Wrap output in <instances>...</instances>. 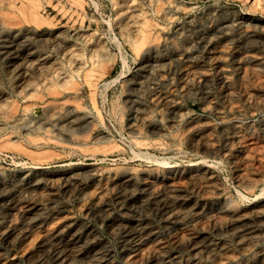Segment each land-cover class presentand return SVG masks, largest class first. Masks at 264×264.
I'll list each match as a JSON object with an SVG mask.
<instances>
[{
	"label": "rangeland",
	"instance_id": "1",
	"mask_svg": "<svg viewBox=\"0 0 264 264\" xmlns=\"http://www.w3.org/2000/svg\"><path fill=\"white\" fill-rule=\"evenodd\" d=\"M150 1L0 0V264H264V0Z\"/></svg>",
	"mask_w": 264,
	"mask_h": 264
},
{
	"label": "bare ground",
	"instance_id": "2",
	"mask_svg": "<svg viewBox=\"0 0 264 264\" xmlns=\"http://www.w3.org/2000/svg\"><path fill=\"white\" fill-rule=\"evenodd\" d=\"M151 1H152V0H151ZM151 1H150V2H151ZM9 6L11 7L12 4H10ZM9 6H8V7H9ZM11 8H12V7H11ZM177 8H178V7H177ZM14 9L16 10V8H14ZM178 9H179V8H178ZM178 9H177V10H178ZM9 10H10V8H9ZM12 10H13V9H12ZM177 10H176V11H177ZM5 11H6V10H5ZM165 11H167V10H165ZM6 12H7V11H6ZM10 13H11V12H9L8 15H10ZM12 13H13V11H12ZM6 15H7V14H6ZM136 15H137V14H136ZM136 15L133 16V17L135 18ZM13 16H14V15H13ZM15 16H16V15H15ZM137 16H138V15H137ZM3 17H4V16H3ZM24 17H25V16H24ZM24 17H23V18H24ZM133 17H132V18H133ZM193 17H194V16H193ZM193 17H192V18H193ZM249 17H250V16H249ZM134 18L131 19V20L134 21ZM168 18H169V17H168ZM192 18H191V20H192ZM250 18H251V17H250ZM3 19H4V18H3ZM9 19H10V18H9ZM11 19H12V18H11ZM136 19H137V18H136ZM193 20H194V19H193ZM193 20H192V21H193ZM128 21H130V20H128ZM194 21H195V20H194ZM230 21H231V20H230ZM190 22H191V21H190ZM250 22H251V19H246V17H245V18L242 17V19L235 20L233 24H234L235 26H238V27H245V26H247ZM8 23H10V21H9ZM8 23H7V24H8ZM128 23H130V22H128ZM131 23H132V21H131ZM188 23H189V22H188ZM188 23H187V24H188ZM227 23H228V22H227ZM10 24H11V23H10ZM12 24H13V23H12ZM187 24H186V25H187ZM222 24H223V23H222ZM17 25H18V24H17ZM37 25H40V24L37 23ZM188 25H189V24H188ZM188 25H187V26H188ZM20 26H21V25H20ZM35 26H36V24H35ZM132 26H133V23H132V25H131L130 27H132ZM190 26H191V25H190ZM220 26H221V25H220ZM222 26H223V25H222ZM222 26H221V27H222ZM224 26H225V24H224ZM7 27H8V26H7ZM13 27H14V25H13ZM127 27H128V26H127ZM181 27H182V26H181ZM188 27H189V26H188ZM226 27H227V26H226ZM249 27H250V26H249ZM255 27H256V26H255ZM255 27H254V28H255ZM128 28H129V27H128ZM133 28H134V27H133ZM213 28H214V27H212V29H213ZM222 28H223V27H222ZM235 28H236V27H234V29H235ZM6 29H7V28H6ZM130 29H131V28H130ZM135 29H137V28H135ZM135 29H133V30L135 31ZM212 29H211V30H212ZM226 29H227V28H226ZM246 29H247V28H245V30H246ZM251 29H252V28H251ZM7 30H8V29H7ZM9 30H10V27H9ZM13 30H14V29L12 28V31H13ZM15 30H16V29H15ZM17 30H19V29H17ZM20 30H21V29H20ZM38 30H39V28H38ZM79 30H80V29H79ZM137 30H138V29H137ZM221 30H222V29H221ZM243 30H244V29H243ZM247 30H248V29H247ZM80 31H81V30H80ZM80 31H79V32H80ZM131 31H132V29H131ZM134 31H133V32H134ZM182 31H183V30H182ZM239 31H240V30H239ZM13 32H15V31H13ZM21 32H23V31H21ZM73 32H74V31H72V33H73ZM76 32H77V31H76ZM81 32H82V31H81ZM135 32H137V31H135ZM208 32H209V31H208ZM214 32H215V31H214ZM214 32H213V33H214ZM216 32H217V31H216ZM218 32H219V31H218ZM224 32H225V31H224ZM224 32H223V33H224ZM240 32H241V31H240ZM244 32H245V31H244ZM19 33H20V32H19ZM137 33H138V32H137ZM176 33H177V32H176ZM209 33H210V32H209ZM230 33H231V32H230ZM237 33H238V32H237ZM237 33H235V34H237ZM242 33H243V32H242ZM245 33H246V32H245ZM250 33H252V32H250ZM180 34H181V33H180ZM216 34H218V33H216ZM224 34H225V33H224ZM224 34H223V35H224ZM77 35H79V34H77ZM126 35H128V33H127ZM141 35H142V34H141ZM210 35H211V34H210ZM210 35H209V36H210ZM219 35H220V34H219ZM226 35H227V34H226ZM229 35H230V34H229ZM238 35H239V34H238ZM244 35H245V34H244ZM5 36H6V35H5ZM79 36H80V35H79ZM203 36H204V35H203ZM221 36H222V35H221ZM221 36H220V37H221ZM234 36H235V35H234ZM2 37H3V36H2ZM2 37H1V38H2ZM7 37H8V36H7ZM126 37H128V36H126ZM204 37H205V36H204ZM226 37H227V36H226ZM232 37H233V36H232ZM238 37L240 38V36H238ZM8 38H9V37H8ZM13 38H15V37H13ZM128 38H129V37H128ZM128 38H127V39H128ZM228 38H229V37H228ZM239 38H238V39H239ZM242 38H243V37H242ZM253 38H254V37H253ZM10 39L12 40V38H10ZM203 39H204V38H203ZM215 39H216V38H215ZM222 39H223V38H222ZM224 39H225V37H224ZM226 39H227V38H226ZM240 39H241V38H240ZM2 40H3V39H2ZM2 40H0V41H2ZM6 40H7V39H6ZM11 40H10V41H11ZM196 40H198V38H196ZM217 40H218V38H217ZM243 40H244V39H243ZM4 41H5V40H4ZM71 41H72V40H71ZM71 41H70V42H71ZM129 41H130V40H129ZM212 41H213V40H212ZM214 41H215V40H214ZM250 41H251V40H250ZM8 42H9V41H8ZM12 42H13V41H12ZM24 42H25V41H24ZM76 42H77V41H76ZM198 42H199V41H197L196 43H198ZM206 42H207V41H206ZM219 42H220V40H219ZM219 42L217 41V43H219ZM5 43H6V42H5ZM73 43H74V42H73ZM73 43H72V44H73ZM207 43H208V42H207ZM7 44H8V43H7ZM72 44H71V45H72ZM13 45H14V44H13ZM66 45H67V44H66ZM71 45H70V46H71ZM73 45H74V44H73ZM75 45H76V44H75ZM207 45H208V44H207ZM207 45H205V47H206ZM213 45H215V44H213ZM213 45H212V46H213ZM252 45H253V44H252ZM1 46H2V45H1ZM3 46H4V45H3ZM202 46H203V45H202ZM202 46H201V47H202ZM215 46H216V45H215ZM248 46H249V45H248ZM68 47H69V46H68ZM68 47H67V48H68ZM77 47H78V46H77ZM209 47H210V46H209ZM250 47H251V46H250ZM250 47H249V48H250ZM73 48H76V47H73ZM185 48H186V47H185ZM191 48H193V47H191ZM214 48H216V47H214ZM246 48H247V46H246ZM1 49H2V48H1ZM15 49H16V48H15ZM60 49H61V48H60ZM62 49H63V48H62ZM68 49H69V48H68ZM198 49H199V48H198ZM200 49H201V48H200ZM204 49H206V48H204ZM216 49H217V48H216ZM220 49H221V48H220ZM220 49H219V50H220ZM11 50H12V49H11ZM48 50H49V49H48ZM73 50H74V49H73ZM101 50H102V49H101ZM103 50H104V49H103ZM206 50H207V49H206ZM206 50H205V51H206ZM208 50H209V49H208ZM242 50H245V48L242 49ZM246 50H247V49H246ZM251 50H252V49H251ZM251 50H250V51H251ZM33 51H34V50H33ZM63 51H64V50H63ZM66 51H71V50H66ZM66 51H65V53H67ZM75 51H76V50H75ZM180 51L182 52V50H180ZM183 51H184V50H183ZM186 51H187V50H186ZM211 51H212V49H211ZM221 51H222V50H221ZM61 52H62V51H61ZM61 52H60V53H61ZM136 52H137V51H136ZM184 52H185V51H184ZM187 52H189V51H187ZM194 52H195V51H194ZM208 52H209V51H208ZM218 52H219V51H218ZM240 52H242V51H240ZM2 53H3V52H2ZM4 53H5V52H4ZM13 53H14V51H13ZM26 53H27V52H26ZM30 53H31V52H30ZM58 53H59V52H58ZM62 53H63V52H62ZM70 53H71V52H70ZM190 53H191V52H190ZM190 53H189V54H190ZM192 53H193V52H192ZM196 53H197V52H196ZM212 53H213V52H212ZM250 53H251V52H250ZM253 53H254V52H252L251 55L248 56L249 58H247V57H246V58L249 59V60H256V58L254 57V55H252ZM6 54H7V53H6ZM16 54H17V53H15L14 55H16ZM34 54H35V53H34ZM43 54H44V53H43ZM43 54H42V55H43ZM49 54H50V53H49ZM49 54H48V52H47L46 55H49ZM67 54L69 55V53H67ZM74 54H75V53H74ZM185 54H187V53L185 52ZM198 54H200V53H198ZM248 54H249V53H248ZM254 54H255V53H254ZM258 54H259V53H258ZM0 55H1V54H0ZM2 55H3V54H2ZM2 55H1V56H2ZM9 55H10V54H9ZM14 55H13V56H14ZM26 55H27V54H26ZM28 55H29V54H28ZM37 55H38V54H37ZM63 55H64V54H63ZM70 55H71V54H70ZM191 55H192V54H191ZM193 55H194V54H193ZM193 55H192V56H193ZM210 55H211V54H210ZM244 55H245V54H244ZM11 56H12V55H11ZM16 56H17V55H16ZM33 56H34V55H33ZM35 56H36V55H35ZM38 56H39V55H38ZM43 56H44V55H43ZM53 56H54V55H53ZM71 56H72V55H71ZM71 56H70V57H71ZM75 56H76V55H75ZM182 56H183V55H182ZM182 56H181V57H182ZM184 56H185V55H184ZM184 56H183V57H184ZM213 56H215V55H213ZM255 56H257V54H256ZM258 56H259V55H258ZM4 57H5V55H4ZM28 57H29V56H28ZM28 57H26V58H28ZM41 57H42V56H41ZM70 57H69V58H70ZM201 57H202V56H201ZM244 57H245V56H244ZM6 58H7V56H6ZM13 58H14V57H13ZM19 58H20V57H19ZM23 58H24V57H23ZM42 58H43V57H42ZM46 58H47V57H46ZM50 58H51V56H50ZM69 58H68V59H69ZM72 58H73V57H72ZM76 58H77V56L75 57V59H76ZM80 58H81V57H80ZM80 58H78V59L80 60ZM89 58H90V57H89ZM191 58H192V57H191ZM191 58H190V59H191ZM211 58H212V57H211ZM263 58H264V57H263ZM24 59H25V58H24ZM28 59H30V58H28ZM31 59H32V58H31ZM34 59H35V58H34ZM57 59H58V58H57ZM184 59H186V58H184ZM213 59H214V58H213ZM241 59H244V58H241ZM15 60H16V59H15ZM22 60H23V59H22ZM37 60H38V57H37ZM42 60H43V59H42ZM51 60H55V59H51ZM70 60H72V59H70ZM85 60H86V59H85ZM85 60H84V61H85ZM188 60H189V59H188ZM197 60H198V59H197ZM206 60H207V59H206ZM24 61H25V60H24ZM30 61H31V60H30ZM40 61H41V60H40ZM43 61H44V60H43ZM43 61H42V62H43ZM55 61H56V60H55ZM68 61H69V60H68ZM87 61H88V60H87ZM89 61H90V60H89ZM180 61H181V60H180ZM183 61L185 62V60H183ZM190 61H191V60H190ZM203 61H204V60H203ZM215 61H216V59H215ZM243 61H244V60H242V62H243ZM10 62H11V61H10ZM10 62H9V63H10ZM18 62H19V61H18ZM18 62H17V63H18ZM31 62L34 63V61H31ZM37 62H38V61H37ZM50 62H51V61H50ZM50 62H49V63H50ZM52 62H53V61H52ZM52 62H51V63H52ZM58 62H59V61H58ZM74 62H75V61H74ZM76 62H77V61H76ZM90 62H91V61H90ZM186 62H187V60H186ZM186 62H185V63H186ZM195 62H196V61H195ZM198 62H199V60H198ZM198 62H197V63H198ZM201 62H202V61H201ZM256 62H257V61H256ZM260 62H261V59H260ZM260 62H259V63H260ZM262 62H263V61H262ZM9 63H8L7 65H9ZM26 63H27V61H26ZM44 63H45V62H44ZM49 63H48V64H49ZM78 63H79V62H78ZM81 63H82V62H81ZM182 63H183V62H182ZM214 63H215V62H214ZM217 63H218V62H217ZM240 63H241V62H240ZM244 63H245V61H244ZM254 63H255V62H254ZM263 63H264V62H263ZM1 64H2V63H1ZM14 64H15V63H14ZM20 64L22 65L23 63H20ZM30 64H31V63H30ZM36 64H37V63H36ZM36 64H34V65H36ZM41 64H43V63L40 62V65H41ZM58 64H59V63H58ZM60 64H61V63H60ZM60 64H59V65H60ZM70 64H71V62H70ZM74 64H75V63H74ZM91 64H92V63H91ZM145 64H147V63H145ZM145 64H144V65H145ZM192 64H193V63H192ZM203 64H205V63H203ZM215 64H216V63H215ZM238 64H239V63H238ZM238 64H237V65H238ZM257 64H258V63H257ZM5 65H6V64H5ZM34 65H33V66H34ZM50 65H52V64H50ZM59 65H57V66L59 67ZM68 65H69V64H68ZM81 65H82V64H81ZM81 65H79V66H81ZM149 65H150V64H149ZM190 65H191V64H188V65L186 66V68H185L186 75L188 74V75L190 76V79H191V80H194V79L197 78V77L199 78L201 74L199 75V72H197V71L194 69V68H196L197 66L194 65L195 67L193 68V67L190 66ZM260 65H261V64H260ZM262 65H263V64H262ZM2 66H3V65H2ZM26 66H27V65H26ZM33 66H31V67H33ZM41 66H43V65H41ZM41 66H40V67H41ZM57 66H55V68H56ZM71 66H72V65H71ZM75 66H76V65H75ZM82 66H83V65H82ZM82 66H81V68H82ZM85 66H86V65H85ZM141 66H142V65H141ZM147 66H148V65H147ZM147 66H146V67H147ZM155 66H156V64H155ZM162 66H163V65H162ZM239 66H240V64H239ZM246 66H247V65H245V67H246ZM257 66H259V65H257ZM11 67H12V66H11ZM18 67H20V66H18ZM87 67H88V64H87ZM151 67H152V66H151ZM214 67H216V66H214ZM242 67H243V66H242ZM247 67H248V66H247ZM259 67H260V66H259ZM6 68H7V67H6ZM6 68H5V69H6ZM22 68H23V70H25V69H24L25 67H22ZM51 68H52V67H51ZM59 68H60V67H59ZM59 68H56V69L58 70ZM67 68H68V67H67ZM73 68H74V67H73ZM152 68H153V67H152ZM156 68H157V67H156ZM164 68H165V67H164ZM199 68H201V67H199ZM206 68H207V66H206ZM240 68H241V67H240ZM249 68H250V67H249ZM249 68H248V69H249ZM262 68H263V67H262ZM3 69H4V67H3ZM17 69H18V68H17ZM27 69H29V68H27ZM30 69H31V68H30ZM35 69H37V67H36ZM42 69H43V68H42ZM42 69H40V70L42 71ZM53 69H54V68H53ZM56 69H55V70H56ZM61 69H63L62 66H61ZM71 69H72V68H71ZM75 69H76V68H75ZM143 69H144V68H143ZM197 69H198V68H197ZM207 69H208V68H207ZM222 69H223V67H222ZM222 69H221V70H222ZM225 69H226V68H225ZM7 70H8V69H7ZM38 70H39V68H38ZM48 70H49V69H48ZM50 70H51V69H50ZM59 70H60V69H59ZM66 70H67V69H66ZM68 70H69V69H68ZM78 70H79V69H78ZM138 70H139V69H138ZM161 70H162V69H161ZM161 70H160V71H161ZM237 70H238V69H237ZM240 70H241V69H240ZM245 70H246V68H245ZM254 70H255V68H254ZM262 70H263V69H262ZM16 71H17V70H15V74H16ZM25 71H26V70H25ZM27 71H28V70H27ZM27 71H26V72H27ZM30 71H31V70H30ZM52 71H53V70H52ZM52 71H50V72H52ZM63 71H64V70H63ZM72 71H73V70H72ZM74 71H75V70H74ZM85 71H86V70H85ZM85 71H83V73H84ZM87 71H88V70H87ZM145 71H146V70H145ZM163 71H164V70H163ZM180 71H181V70H180ZM203 71H204V70H203ZM256 71H257V70H256ZM258 71H259V70H258ZM5 72H6V71H5ZM28 72H29V71H28ZM50 72H49V73H50ZM54 72H55V71H54ZM58 72L60 73V71H58ZM76 72H77V71H76ZM141 72H142V71H141ZM223 72H224V71H223ZM227 72H228V71H227ZM240 72H241V71H240ZM37 73H38V72H37ZM44 73H45V72H44ZM44 73H43V74H44ZM61 73H62V72H61ZM67 73H68V72H67ZM221 73H222V72H221ZM234 73H235V72H234ZM241 73H244V72H241ZM241 73H240V74H241ZM245 73H246V72H245ZM248 73H249V72H248ZM251 73H252V72H251ZM251 73H250V74H251ZM256 73H257V72H256ZM256 73H255V74H256ZM263 73H264V72H263ZM11 74H12V73H11ZM24 74H25V73H24ZM31 74H34V73H31ZM38 74H39V73H38ZM68 74H70V72H69ZM71 74H72V73H71ZM74 74H75V73H74ZM78 74H79V73H78ZM85 74H86V73H85ZM85 74H84L83 76H86ZM232 74H233V72H232ZM237 74H238V73H237ZM240 74H238V75H240ZM258 74H259V73H257L256 75H258ZM20 75H21V73H20ZM25 75H26V74H25ZM25 75H24V77H25ZM45 75H46V74H45ZM47 75H49V74L47 73ZM50 75H51V74H50ZM53 75H54V74H53ZM184 75H185V73H184ZM206 75H207V74H206ZM218 75H219V74H218ZM238 75H237V76H238ZM246 75H247V74H246ZM246 75H245V76H246ZM253 75H254V74H253ZM262 75H263V74H262ZM22 76H23V75H22ZM30 76H32V77L34 78V75H30ZM36 76H38V75H36ZM36 76H35V77H36ZM58 76H59V75H58ZM58 76H57V77H58ZM63 76H65V75H62L61 77H63ZM164 76H165V75H164ZM164 76H163V77H164ZM203 76H204V75H203ZM234 76H235V75H234ZM258 76H260V74H259ZM258 76H256V77H258ZM9 77H10V76H9ZM12 77H13V76H12ZM20 77H21V76H20ZM26 77H27V76H26ZM43 77H44V76H43ZM45 77H46V76H45ZM66 77H67V76H66ZM70 77H71V75H70ZM165 77H166V76H165ZM216 77H217V76H216ZM221 77H222V76H221ZM227 77H228V76H226V75L224 76V78H227ZM242 77H243V76H242ZM246 77H247V76H246ZM249 77H251V76H249ZM254 77H255V76H254ZM40 78H41V77H40ZM40 78H39V79H40ZM63 78H64V77H63ZM72 78H73V77H72ZM85 78H86V77H85ZM158 78H159V77H158ZM185 78H186V77H185ZM185 78H183V79H185ZM219 78H220V77H219ZM219 78H218V80H219ZM228 78H229V77H228ZM231 78H232V77H231ZM234 78H235V77H234ZM237 78H238V77H237ZM258 78H259V77H258ZM260 78H261V77H260ZM22 79H23V78H22ZM22 79H21V80H22ZM26 79H28V78H26ZM43 79H44V78H43ZM51 79H52V78H51ZM77 79H78V78H77ZM77 79H76V80H77ZM80 79H81V78H80ZM187 79H188V78H187ZM200 79H201V78H200ZM229 79H230V78H229ZM232 79H233V78H232ZM0 80H1V79H0ZM23 80H24V79H23ZM44 80H45V79H44ZM44 80H43V81H44ZM48 80H49V79H48V77H47V81H48ZM74 80H75V79H74ZM87 80H88V79H87ZM93 80H95V79H93ZM160 80H161V79H160ZM164 80H165V79H164ZM164 80L162 79V81H164ZM216 80H217V78H216ZM224 80H225V79H224ZM25 81H26V80H25ZM30 81H31V78H30ZM89 81H91V80H89ZM89 81H88V83H89ZM186 81H187V80H186ZM188 81H189V80H188ZM197 81H198V80H197ZM227 81H228V80H227ZM227 81H226V82H227ZM230 81H231V79H230ZM16 82H17V81H16ZM23 82H24V81H23ZM35 82H36V81H35ZM84 82H85V81H84ZM165 82H166V81H165ZM170 82H171V81H170ZM177 82H178V81H177ZM224 82H225V81H224ZM0 83H1V82H0ZM32 83L34 84V82H32ZM41 83H42V82H41ZM43 83H44V82H43ZM174 83H176V82L174 81ZM182 83H184V82H182ZM241 83H242V82H241ZM35 84H36V83H35ZM192 84H193V83H192ZM217 84H219V82H218ZM220 84H221V83H220ZM228 84H229V83H228ZM23 85H24V84H23ZM31 85H32V84H31ZM42 85H43V84H42ZM156 85H157V84H156ZM159 85H160V84H159ZM172 85H173V84H172ZM183 85H185V84H183ZM190 85H191V84H190ZM238 85H239V83H238ZM21 86H22V85H21ZM29 86H30V83H29ZM33 86H34V85H33ZM54 86H55V85H54ZM167 86H168V85H167ZM169 86H170V84H169ZM173 86H174V85H173ZM175 86H176V85H175ZM225 86H226V85H225ZM230 86H231V85H230ZM45 87H46V86H45ZM63 87H64V86H63ZM90 87H91V86H90ZM92 87H94V86H92ZM161 87H162V86H161ZM161 87H160V88H161ZM170 87H171V86H170ZM223 87H224V85H223ZM223 87H222V89H223ZM21 88H23V86H22ZM58 88L60 89V88H62V86H60V87H58ZM58 88H56V89H58ZM88 88H89V86H88ZM154 88H155V87H154ZM162 88H163V87H162ZM173 88H174V87H173ZM182 88H184V87L182 86ZM188 88H189V87H188ZM188 88H187V89H188ZM227 88H228V86H227ZM230 88H231V87H229V89H230ZM232 88H234V87H232ZM24 89H25V88H24ZM27 89H29V88H28V85H27ZM27 89H26V90H27ZM44 89H45V88H44ZM46 89H47V87H46ZM59 89H58V90H59ZM68 89H69V88H68ZM71 89H72V88H71ZM93 89H95V88H93ZM93 89H92V90H93ZM174 89L176 90V88H174ZM184 89H186V87H185ZM29 90H30V89H29ZM58 90H57V91H58ZM60 90H61V89H60ZM63 90H64V89H63ZM63 90H62V91H63ZM74 90H75V89H74ZM74 90H73V91H74ZM152 90H154V89H152ZM156 90H157V88H156ZM168 90H169V89H168ZM177 90H178V89H177ZM233 90H235V89H233ZM154 91H155V90H154ZM164 91H165V90H164ZM228 91H229V90H228ZM23 92H24V91H23ZM27 92H28V91H27ZM58 92H59V91H58ZM58 92H57V93H58ZM63 92H64V91H63ZM63 92H62V94H63ZM67 92H68V90H67ZM89 92H91V91H89ZM159 92H160V91H158V93H159ZM175 92H176V91H175ZM225 92H226V91H225ZM232 92H233V91H232ZM59 93H60V92H59ZM64 93H65V92H64ZM158 93H154V94L152 93V94H153V95H152V101L156 102V101H158V100L160 99V97L163 96V95L161 96V95L158 94ZM162 93H163V92H162ZM167 93H168V92H167ZM167 93H166V94H167ZM170 93H171V92H170ZM178 93H179V92H178ZM228 93H229V92H228ZM49 94H50V93H49ZM73 94H74V93H73ZM75 94H76V93H75ZM75 94H74V95H75ZM90 94H91V93H90ZM175 94H176V93H175ZM9 95H10V94H9ZM50 95H51V94H50ZM63 95H64V94H63ZM69 95H70V94H69ZM69 95H68V96H69ZM178 95H179V94H178ZM178 95H176V96H178ZM232 95H233V94H232ZM232 95L230 96L231 98H232ZM234 95H235V93H234ZM5 96H6V95H5ZM23 96H24V95H23ZM48 96H49V95H48ZM65 96H66V94H65ZM150 96H151V95H150ZM208 96H210V95H207V97H208ZM8 97H9V96H8ZM10 97H11V96H10ZM19 97H20V96H19ZM24 97H25V96H24ZM28 97H29V96H28ZM57 97H58V96H57ZM62 97H63V96H62ZM90 97H92V96L90 95ZM93 97H94V96H93ZM163 97H164V96H163ZM165 97H166V96H165ZM5 98H6V97H5ZM228 98H229V97H228ZM228 98H227V100H228ZM231 98H230V101H231V100H234V99H231ZM250 98H251V97H250ZM10 99H11V98H10ZM22 99H23V98H22ZM149 99H151V98H149ZM163 99L165 100V98H163ZM170 99H171V98H170ZM177 99H178V98H177ZM257 99H258V98H257ZM7 100H9V99H7ZM178 100H179V99H178ZM178 100H177V101H178ZM262 100H263V99H262ZM11 101H12V99H11ZM67 101H68V100H67ZM90 101H91V98H90ZM162 101H163V100H162ZM173 101H174V100H173ZM180 101H181V100H180ZM258 101H260V100H258ZM61 102H62V101H60V103H61ZM65 102H66V101L64 100V104H66ZM94 102H95V100H94ZM149 102H150V101H149ZM167 102H168V101H167ZM178 102H179V101H178ZM232 102H233V101H231V103H232ZM8 103H9V102H8ZM12 103H13V102H12ZM71 103H73V101H72ZM71 103H70V105H71ZM90 103H93V102H90ZM156 103H157V102H156ZM231 103H230V105H231ZM250 103H251V102H250ZM64 104H62V105H60V104L58 105V103H57V105H56V104H53V106H54V105L57 106V107L55 108V110H53V112H52V114H51V116H52L53 118H55L56 115L59 114L60 109H63L62 106H63ZM162 104H163V103H162ZM227 104H228V103H227ZM234 104H235V102H234ZM255 104H256V103H255ZM3 105H4V104H3ZM45 105H46V104H45ZM48 105H49V104H48ZM50 105H51V104H50ZM68 105H69V104H68ZM147 105H148V104H147ZM147 105H146V108H147ZM151 105H152V103H151ZM158 105H159V103H158ZM163 105H164V104H163ZM165 105H168V104H165ZM176 105H177V103H176ZM7 106H8V105H7ZM71 106H72V105H71ZM76 106H77V105H76ZM91 106L94 107V105H91ZM235 106H236V105H235ZM10 107H11V106H10ZM44 107H46V106H44ZM64 107H65V106H64ZM89 107H90V106H89ZM170 107H171V106H170ZM177 107H178V106H177ZM180 107H182V106H180ZM210 107H211V106H210ZM227 107H228V105H227ZM232 107H233V106H232ZM262 107H263V106H262ZM1 108H2V107H1ZM7 108H8V107H7ZM27 108H29V107H27ZM52 108H53V107H52ZM65 108H66V107H65ZM73 108H74V107H73ZM79 108H80V107H79ZM94 108H95V107H94ZM94 108H93V109H94ZM156 108H157V107H156ZM174 108H175V106H174ZM183 108H184V107H183ZM213 108H214V107H213ZM229 108H230V107H229ZM254 108H255V107H254ZM24 109H26V108H24ZM75 109H76V108H75ZM147 109H148V108H147ZM152 109H153V108H152ZM152 109H151V110H152ZM168 109H170V108H168ZM227 109H228V108H227ZM236 109H238V108H236ZM0 110H1V109H0ZM26 110H27V109H26ZM29 110H30V109H29ZM29 110H28V111H29ZM63 110H64V109H63ZM77 110H78V108H77ZM81 110H82V109H81ZM81 110H80V112H81ZM91 110H92V109H91ZM138 110H139V109H138ZM140 110H141V109H140ZM143 110H144V109H143ZM172 110H173V109H172ZM212 110H213V109H212ZM228 110H229V109H228ZM6 111H7V110H6ZM28 111H27V112H28ZM61 111H62V110H61ZM61 111H60V112H61ZM88 111H89V110H88ZM206 111H207V110H206ZM230 111H231V110H230ZM23 112H24V111H23ZM96 112H97V111H96ZM134 112H135V110H134ZM139 112H140V111H139ZM143 112H144V111H143ZM143 112H141V114H142ZM173 112H174V111H173ZM225 112H226V111H225ZM237 112H238V111H237ZM251 112H252V110H251ZM98 113H99V112H98ZM136 113H137V112H136ZM148 113H149V112H148ZM155 113H156V112H155ZM169 113H170V112H169ZM171 113H172V112H171ZM171 113H170V114H171ZM185 113H186V112H185ZM220 113H221V112H220ZM234 113H235V112H234ZM5 114L7 115V113H5ZM83 114H84V113H83ZM88 114H89V113H88ZM139 114H140V113H139ZM174 114H175V113H174ZM214 114H215V113H214ZM224 114H225V113H224ZM20 115H21V114H20ZM47 115H48V114H47ZM62 115H63V114H62ZM135 115H136V114H135ZM135 115H134V117H135ZM143 115H144V113H143ZM176 115H177V114H176ZM194 115H195V114H194ZM194 115H193V117H194ZM229 115H230V114H229ZM3 116H4V115H3ZM8 116H9V115H8ZM8 116H6V117H8ZM25 116H26V115H25ZM49 116H50V115H49ZM65 116H66V115L64 114V117H65ZM92 116H93V115H92ZM95 116H96V115H95ZM97 116H98V115H97ZM155 116H156V115H155ZM155 116H154V117H155ZM159 116H160V115H159ZM165 116H166V115H165ZM168 116H169V115H168ZM196 116H197V115H196ZM196 116H195V117H196ZM220 116L222 117V115H220ZM224 116H225V115H224ZM4 117H5V116H4ZM20 117H21V116H20ZM42 117H43V116H42ZM58 117H59V116H58ZM87 117H88V115H87ZM134 117H133V118H134ZM163 117H164V116H163ZM171 117H172V116H171ZM195 117H194V119H195ZM221 117H220V119H221ZM227 117H228V116H227ZM8 118H9V117H8ZM24 118H25V117H24ZM24 118H23V119H24ZM28 118H29V117H28ZM43 118H44V117H43ZM75 118H76V117H75ZM91 118H92V117H91ZM94 118H95V117H94ZM138 118H140V117L138 116ZM158 118H159V117H158ZM189 118H190L189 114H180V122H181V123H182V122H185V121L188 120ZM231 118H232V117H231ZM1 119H2V118H1ZM9 119H10V118H9ZM25 119H26V118H25ZM36 119H37V118H36ZM38 119H39V118H38ZM38 119H37V120H38ZM71 119H72V118H71ZM71 119H70V120H71ZM98 119H100V118H98ZM140 119H141V118H140ZM155 119H156V118H155ZM164 119H165V118H164ZM232 119H233V118H232ZM234 119H235V117H234ZM236 119H238V118H236ZM40 120H41V118H40ZM43 120H45V118H44ZM50 120L52 121L53 119H50ZM57 120H58V119H57ZM62 120H63V119H62ZM64 120H65V119H64ZM66 120H67V119H66ZM90 120H91V119H90ZM169 120H170V119H169ZM169 120L166 119V120H164V123H163V125L166 126L167 128H168V124L171 123V122H169ZM174 120H175V119H174ZM227 120H228V119H227ZM238 120H239V119H238ZM2 121H3V120H2ZM2 121H1V123H2ZM28 121H29V120H28ZM28 121H27V122H28ZM46 121H47V120H46ZM48 121H49V120H48ZM153 121H154V120H153ZM159 121H160V119H159ZM196 121H197V119H196ZM235 121H236V120H235ZM6 122H7V121H6ZM22 122H24V121H22ZM42 122H43V121H41V123H42ZM49 122H50V121H49ZM67 122H69V120H68ZM91 122H92V121H91ZM149 122H150V121H149ZM194 122H195V121H194ZM194 122H193V123H194ZM232 122H233V121H232ZM237 122H238V121H237ZM1 123H0V124H1ZM16 123H17V122H16ZM16 123H15V124H16ZM28 123H29V122H28ZM28 123H27V124H28ZM33 123H34V122H33ZM52 123L55 124L56 122L53 121ZM52 123H51L50 125H53ZM61 123H62V121H61ZM75 123H76V122H75ZM131 123H132V122H131ZM137 123H138V122H137ZM140 123H141V122H140ZM143 123H144V122H143ZM146 123H147V122H146ZM172 123H173V122H172ZM172 123H171V125H172ZM189 123H191V122H189ZM189 123H188V124H189ZM200 123H201V122H200ZM228 123H229V122H228ZM233 123H234V122H233ZM4 124H5V123H4ZM18 124H19V123H18ZM59 124H60V123H59ZM157 124H158V123H157ZM191 124H192V123H191ZM197 124H199V123H197ZM204 124H205V123H204ZM219 124H220V123H219ZM221 124H222V123H221ZM231 124H232V123H231ZM239 124H240V123H239ZM9 125H11V124H9ZM24 125H26V124H24ZM43 125H44V124H43ZM138 125H139V124H138ZM138 125H137L136 123H133L130 127L134 130V129H137V128H138ZM194 125H195V123H194ZM208 125H209V124H208ZM211 125H212V124H211ZM20 126H21V125H20ZM30 126L33 127V125H30ZM44 126H45V125H44ZM176 126H177V125H176ZM179 126H180V125H179ZM200 126H201V125H200ZM200 126H199V127H200ZM213 126H214V124H213ZM231 126H232V125H231ZM27 127H28V126H27ZM36 127H37V126H36ZM54 127H55V126H54ZM183 127H184V126H183ZM189 127H191V126H189ZM201 127H202V126H201ZM235 127H236V125H235ZM28 128H30V127H28ZM37 128H38V127H37ZM131 128H130V129H131ZM160 128H161V127H160ZM192 128H193V127H192ZM170 129H171V128H170ZM170 129H169V130H170ZM41 130H42V129H41ZM133 130H132V131H133ZM138 130H139V129H138ZM196 130H197V129H196ZM43 131H45V133H46L47 136L49 135V134H48V133H49V129H48V128H44ZM200 131H201V130H200ZM135 132H136V131H135ZM159 132H161V131H159ZM164 132H165V131H164ZM170 132H171V131H170ZM174 132H175V131H174ZM181 132H182V131H181ZM184 132H185V131H184ZM192 132H193V131H192ZM27 133H28V132H27ZM165 133H166V132H165ZM178 133H180V132L178 131ZM178 133H177V134H178ZM52 134H53V133H52ZM36 135H38V134H36ZM175 135H176V134H175ZM178 135H179V134H178ZM180 135H182V134H180ZM194 135H195V134H194ZM171 136H172V135H171ZM42 137H44V136H42ZM45 137H46V136H45ZM49 139H50V138H49ZM59 140H60V139H59ZM145 140H146V139H145ZM145 140H144V141H145ZM55 141H56V140H55ZM57 141H58V140H57ZM135 141H136V140H135ZM137 141H138V140H137ZM144 141H143V142H144ZM139 142H140V141H139ZM83 143H85V142L83 141ZM135 143H136V142H134V144H135ZM147 143H148V142H147ZM147 143H146V144H147ZM80 144H81V143H80ZM141 144H142V143H140V145H141ZM146 144H145V145H146ZM145 145H143V146H145ZM147 145H148V144H147ZM78 146H79V144H78ZM138 146H139V145H138ZM141 146H142V145H141ZM149 146H150V145H149ZM76 147H77V146H76ZM141 149H142V148H141ZM93 154H94V153H93ZM91 156H92V155H91ZM94 157H95V155H94ZM186 166H187V165H186ZM165 167H166V166H165ZM189 168H190V167H189ZM206 168H207V167H206ZM172 169H173V168H172ZM177 169H178V168H177ZM105 170H106V169H105ZM167 170H168V169H167ZM174 170H175V169H174ZM200 170H201V169H200ZM203 170H204V169H203ZM96 171H97V170H96ZM164 172H165V171H164ZM168 172L171 173V170L168 171ZM99 173H100V172H99ZM198 173H199V172H198ZM202 173H203V172H202ZM208 173H209V172H208ZM93 174H94V173H93ZM100 174H101V173H100ZM104 174H105V173H104ZM110 175H111V174H110ZM196 175H197V174H196ZM210 175H211V174H210ZM91 176H92V175H91ZM93 176H94V175H93ZM204 176H205V173H204ZM204 176H203V177H204ZM206 176H207V175H206ZM99 177H100V176H99ZM103 178H104V177H103ZM162 178H163V177H162ZM167 178H168V177H167ZM210 178H212V177H210ZM171 179H172V178H171ZM213 179H214V177H213ZM166 180H167V179H166ZM206 180H207V179H206ZM206 180H205V181H206ZM209 180H210V179H209ZM146 181H147V180H146ZM86 184H87V183H86ZM89 187H90V186H89ZM77 201H78V200H77ZM81 201H82V200H81ZM184 201H185V200H184ZM183 203H184V202H183ZM184 204H185V203H184ZM187 204H188V203H187ZM28 205H29V204H28ZM28 205H26V206H28ZM179 205H180V204H179ZM189 205H190V204H189ZM29 206H30V205H29ZM162 206H163V205H162ZM195 206H196V205H195ZM197 206L199 207V205H197ZM197 206H196V207H197ZM31 207H32V206H31ZM164 207H165V205H164ZM180 207H181V205H180ZM25 208H27V207H25ZM175 209H176V208H175ZM181 209H182V208H181ZM30 210H31V209H30ZM167 210H168V209H167ZM191 210H192V209H191ZM35 211H36V210H35ZM194 211H195V210H193V212H194ZM198 211H199V209H198ZM32 212H33V211H32ZM32 212H31V213H32ZM183 213H184V212H183ZM187 213H188V212H187ZM167 214H168V213H167ZM29 215H30V214H29ZM35 215H36V214H35ZM182 215H183V214H182ZM31 216H32V215H31ZM180 216H181V215H180ZM28 218H30V217H28ZM33 218H34V217H33ZM35 218H37V217H35ZM172 218H174V217H172ZM172 218H171V219H172ZM35 220H36V219H35ZM40 220H41V219H40ZM29 221H30V220H29ZM173 221H174V220H173ZM164 222H165V221H164ZM28 223H29V222H28ZM34 224H35V223H34ZM234 225H235V224H234ZM234 225H233V226H234ZM0 226H1V225H0ZM2 226H3V225H2ZM259 228H260V227H259ZM236 229H237V226H236ZM240 229H242V228H240ZM257 229H258V228H257ZM9 230H10V229H9ZM9 230H8V231H9ZM11 230H12V229H11ZM11 230H10V231H11ZM145 230H146V229H145ZM242 230H243V229H242ZM244 230H245V229H244ZM3 231H4V230H3ZM12 231H13V230H12ZM254 231H255V230H254ZM254 231H246L245 234L247 235V237H244L243 239H246V240L249 239V240H251V239L255 238L257 235L255 236V234H254L255 232H254ZM11 233H12V232H11ZM143 233H144V232H143ZM154 233H155V231H154ZM236 233H237V232H236ZM238 233H239V232H238ZM132 234H133V233H132ZM8 235H9V234H8ZM238 235H239V234H238ZM258 235H259V234H258ZM6 236H7V235H6ZM10 236H11V235H10ZM77 237H78V236H77ZM136 237H137V236H135V239H136ZM142 237H143V236H142ZM235 237H236V236H235ZM240 237H241V236H240ZM61 238H62V236H61ZM74 238H75V237H74ZM123 238H124V237H123ZM123 238H122V239H123ZM133 238H134V237H133ZM190 238H191V237H190ZM193 238H194V237H193ZM195 238H196V237H195ZM195 238H194V239H195ZM218 238H219V237H218ZM258 238H260V237L258 236ZM219 239H221V238H219ZM237 239H238V238H237ZM66 240H68V239H66ZM66 240H64V241H66ZM249 240H248V241H249ZM253 240H254V239H253ZM75 241H76V240H75ZM95 241H96V240H95ZM220 241H221V240H220ZM234 241H235V240H234ZM243 241H244V240H243ZM58 242H59V240H58ZM68 242H69V241H68ZM70 242H72V241H70ZM121 242H122V241H121ZM204 242H205V241H204ZM89 243H90V242H89ZM209 243H210V242H209ZM253 243H254V242H253ZM59 244H60V242H59ZM64 244H65V243H64ZM75 244H76V243H75ZM224 244H225V243H224ZM238 244H239V243H238ZM256 244H257V243H256ZM68 245H69V244H68ZM68 245H66V246H68ZM78 245H79V244H78ZM240 245H241V243H240ZM248 245H250V244L247 243V246H248ZM74 246H75V245H74ZM79 246H80V245H79ZM185 246H186V245H185ZM219 246H220V245H219ZM227 246H228V245H227ZM245 246H246V245H245ZM59 247H60V246H59ZM82 247H83V246H82ZM88 247H89V245H88ZM88 247H87V248H88ZM241 247H242V246H241ZM65 248H66V247H65ZM75 248H76V246H75ZM77 248H78V247H77ZM90 248H91V247H90ZM92 248H93V247H92ZM194 248H195V250H196L197 246L194 247ZM214 248H215V247H214ZM224 248H225V247H224ZM55 249H56V248H55ZM62 249H64V248H62ZM62 249H61V250H62ZM84 249H86V247H85ZM94 249H96V248H94ZM221 249H222V248H221ZM64 250H65V249H64ZM74 250H75V249H74ZM209 250H210V249H209ZM71 251H72V250H71ZM86 251H88V250L86 249ZM226 251H227V250H226ZM228 251H229V250H228ZM68 252H69V251H68ZM190 252H191V251H190ZM209 252H210V251H209ZM71 253H72V252H71ZM85 253H86V252H85ZM172 253H173V252H172ZM214 253H215V252H214ZM219 253H220V252H219ZM64 254H65V253H64ZM81 254H82V253H81ZM217 254H218V253H217ZM54 255H55V254H54ZM69 255H70V252H69V254H68V257H69ZM82 255H83V254H82ZM85 255H86V254H85ZM102 255H103V254H102ZM169 255H170V254H169ZM212 255H214V254H212ZM59 256H60V257H59ZM59 256H57V257H59L60 259H62L63 257H65V255H59ZM71 256H72V255H71ZM182 256H183V255H182ZM205 256H206V255H205ZM205 256H204V257H205ZM225 256H226V255H225ZM68 257H67V258H68ZM79 257H80V255H79ZM82 257H84V256H82ZM96 257H97V256H96ZM206 257H207V256H206ZM217 257H218V256H217ZM67 258H66V259H67ZM85 258H86V257H85ZM66 259H65V260H66ZM68 259H69V258H68ZM68 259H67V261H68ZM82 259H83V258H82ZM153 259H154V258H153ZM162 259H164V258H162ZM172 259H173V258H172ZM172 259H171V260H172ZM193 259H194V258H193ZM219 259H220V257H219ZM55 260H58V259H55ZM182 260H183V259H182ZM196 261H197V260H196ZM62 262H63V261H62ZM149 262H150V261H149ZM168 262H169V261H168ZM171 262H172V261H171ZM175 262H176V261H175ZM190 262H191V261H190ZM52 263H53V262H52ZM52 263H51V264H52ZM172 263H173V262H172ZM176 263H177V262H176ZM188 263H189V261H188ZM147 264H148V263H147ZM167 264H168V263H167Z\"/></svg>",
	"mask_w": 264,
	"mask_h": 264
}]
</instances>
